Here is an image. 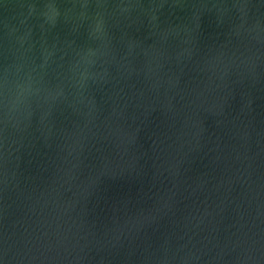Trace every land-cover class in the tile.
<instances>
[{
    "label": "water",
    "instance_id": "obj_1",
    "mask_svg": "<svg viewBox=\"0 0 264 264\" xmlns=\"http://www.w3.org/2000/svg\"><path fill=\"white\" fill-rule=\"evenodd\" d=\"M0 264H264V0H0Z\"/></svg>",
    "mask_w": 264,
    "mask_h": 264
}]
</instances>
